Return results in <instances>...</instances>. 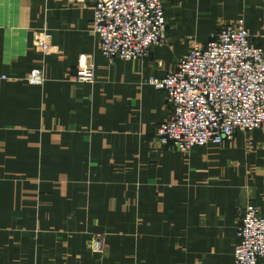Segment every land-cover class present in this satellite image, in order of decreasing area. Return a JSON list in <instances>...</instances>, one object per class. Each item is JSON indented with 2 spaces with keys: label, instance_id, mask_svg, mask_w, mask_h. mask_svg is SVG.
<instances>
[{
  "label": "crops",
  "instance_id": "1",
  "mask_svg": "<svg viewBox=\"0 0 264 264\" xmlns=\"http://www.w3.org/2000/svg\"><path fill=\"white\" fill-rule=\"evenodd\" d=\"M94 2L0 0V264H234L245 206L264 215V130L187 153L159 144L172 103L148 78L240 18L264 48V0H164L166 42L113 61ZM82 59L93 82L77 80ZM34 69L42 84L26 80Z\"/></svg>",
  "mask_w": 264,
  "mask_h": 264
},
{
  "label": "built area",
  "instance_id": "2",
  "mask_svg": "<svg viewBox=\"0 0 264 264\" xmlns=\"http://www.w3.org/2000/svg\"><path fill=\"white\" fill-rule=\"evenodd\" d=\"M93 9L91 28L110 61L145 59L153 46L167 40L164 0H95ZM250 37L244 18L225 24L207 42H194L174 71L148 78L172 103L157 127L159 144L187 153L221 145L238 132L264 130V48ZM52 40L47 28L33 31L34 45L45 54L55 50ZM76 76L80 82H93L94 62L80 60ZM26 80L42 84L43 70H32ZM236 234L234 264H264V215L256 204L245 206ZM105 248L101 235L92 238V252L104 253Z\"/></svg>",
  "mask_w": 264,
  "mask_h": 264
}]
</instances>
